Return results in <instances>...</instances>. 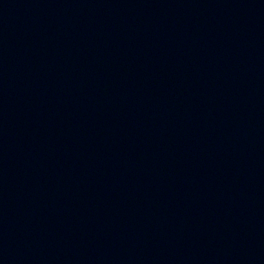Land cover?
Returning <instances> with one entry per match:
<instances>
[{
  "label": "water",
  "instance_id": "water-1",
  "mask_svg": "<svg viewBox=\"0 0 264 264\" xmlns=\"http://www.w3.org/2000/svg\"><path fill=\"white\" fill-rule=\"evenodd\" d=\"M0 264H264V0H0Z\"/></svg>",
  "mask_w": 264,
  "mask_h": 264
}]
</instances>
